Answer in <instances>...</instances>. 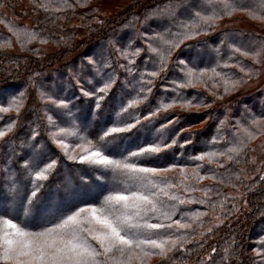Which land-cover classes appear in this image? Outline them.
Wrapping results in <instances>:
<instances>
[{
    "label": "trees",
    "instance_id": "obj_1",
    "mask_svg": "<svg viewBox=\"0 0 264 264\" xmlns=\"http://www.w3.org/2000/svg\"><path fill=\"white\" fill-rule=\"evenodd\" d=\"M90 1L0 0V44L5 45L0 47V106H7L10 99L24 93L19 113L0 112V130L12 125V130L0 139V214L22 221L31 231H40L50 227L61 214L59 209L50 210L56 196L48 191L53 183L66 178L80 185L81 173L87 174L88 180H95L96 174L107 180L108 186L96 198H81L74 202L78 206L99 204L118 187L111 172L100 173L99 169L68 159L52 142L48 115L67 110L66 118L61 120L67 122L85 108V118L78 128L80 135L92 141L99 140L114 125L138 120L131 132L115 140L131 139V145L124 150L111 151L115 158L151 144L159 145V153L141 157L138 162L145 167H172V171L159 173L156 179L167 177L169 183L177 185L172 189L174 193L185 201H194L176 204L172 217V221L190 223L189 229L177 230L174 226L159 230L161 234L182 235L181 243L166 256L152 255L156 259L145 264H264V160L257 171L251 161L252 142L264 136V84L252 93L233 98L255 75L264 53L255 63L251 56L232 50L264 47V36L237 28L221 29V21L228 15L211 26H202L191 38L177 36L196 11H219L222 0H186L179 15L166 12L183 0H133L127 9L100 20L89 6ZM235 3L238 11L264 14V0ZM159 9L160 15L166 13L159 15L164 17L161 25L155 21L158 17H152ZM254 22L261 24L264 19ZM125 24L133 28L122 32ZM29 33H37L38 37L31 39ZM165 40L176 41L178 46L170 47ZM149 43L160 49V54L152 53ZM45 45L55 48L46 49ZM137 49L139 54L133 55ZM122 53H128L133 63L129 64ZM180 57H185L189 67L216 68L221 75L209 79V72L202 81L177 88V84L186 83L184 65L177 60ZM153 71L156 76L146 75ZM109 79L114 83L97 109V96L104 94L84 96L82 90L96 93ZM225 79L236 81V87L225 91ZM224 95L226 102L219 104ZM116 96L118 103L112 109V118L101 124L102 114L111 108L110 102ZM48 97L65 100L68 109L57 107ZM136 97L141 102L123 111ZM163 105L172 106L165 109ZM253 119L260 121L259 130L251 124ZM245 128L251 129L252 138L245 135ZM144 133L149 136L142 139ZM73 143L75 146L79 141L74 139ZM234 146L241 150L231 153V160L226 155L212 163L207 157L203 161L192 159L205 152L225 153ZM30 155L40 158L42 166L52 159L57 164L48 179L39 182L43 185L39 198L26 209L32 190L28 194L22 190L12 193L11 185L13 180L20 185L22 159ZM197 165H201L200 175L206 177L199 183L195 180ZM181 168L186 170L187 181H183ZM243 169L253 175L245 177ZM182 182L195 190L185 192ZM41 197L42 221L34 223L32 218ZM98 260L99 264H111L103 254Z\"/></svg>",
    "mask_w": 264,
    "mask_h": 264
},
{
    "label": "snow or ice",
    "instance_id": "obj_2",
    "mask_svg": "<svg viewBox=\"0 0 264 264\" xmlns=\"http://www.w3.org/2000/svg\"><path fill=\"white\" fill-rule=\"evenodd\" d=\"M222 9L219 11L213 9L211 13L196 11L193 19L183 25V33L177 36L191 38L198 34V29L202 26H211L212 22L222 18L223 15H231L233 11L238 10L235 0H222ZM239 10H243L240 8ZM254 19H264V14L257 16L251 13ZM31 39L38 37L37 33H29ZM163 39V37H160ZM41 43L46 41L41 40ZM170 47H177L176 41H164ZM5 45L0 44V47ZM230 47H232L230 45ZM149 50L154 54H160V49L148 44ZM233 52L242 56H251L255 63L259 62V57L264 53V47H258L254 50H242L239 47H232ZM137 49L133 55L139 54ZM129 64L133 63L129 59L128 53H122ZM163 60V57H162ZM91 62V61H90ZM184 74L186 83L177 84V88L186 87L197 81H202L208 76L214 79L221 73L216 68H197L189 67L184 61ZM227 66V65H225ZM244 69L241 68V71ZM131 71V70H129ZM145 74H142V79ZM147 76H156L157 72H148ZM151 83V81H147ZM114 81L107 80L104 85L96 90V93H89L82 90L84 96H97L96 108H100V101L108 94ZM225 91L229 87H236L237 82L230 79L224 80ZM150 91V89H149ZM23 95L9 100L7 106H0V112L16 111L19 113L23 104ZM53 104L62 109H68V102L61 99L59 101L48 97ZM139 97L129 101L126 108L140 103ZM175 103V101L173 102ZM172 105H163L165 109ZM189 106V105H185ZM70 111V110H69ZM51 119V118H49ZM14 123V122H13ZM136 123H139L137 120ZM136 123H126L124 126L114 125L103 132L99 140L92 141L86 136L80 135L78 126L70 124L68 127H58L51 134L52 142L61 149L63 154L70 160L78 161L81 164H87L94 169H103L111 172L118 187L104 196L99 204H87L78 206L75 203L59 207L60 215L56 222L50 227H44L40 231H31L26 224L0 214V264H99L98 257L102 254L110 260L111 264H145V259L152 255L166 256L168 252L173 251L184 237L161 234L162 229H189L190 223H182L180 220L172 221L175 215L176 204L192 203L194 201L180 198L172 191L177 185L168 182L167 177L156 179L159 173H168L172 167H145L138 160L141 157H147L150 154L159 153L161 147L151 144L147 147L140 148L139 151L132 152L128 156L115 158V155L107 145L117 139L122 138V134L131 132L136 127ZM251 124L259 130L260 121L253 119ZM12 130V125L0 130V139L5 137ZM245 135L253 137L250 128L243 129ZM71 137L79 141L75 146L66 142ZM175 143V141H174ZM242 143V142H241ZM78 149L75 155H69L70 152ZM241 149L239 146L229 148L225 153L205 152L192 157L193 160L203 161L206 157L209 163L218 160L221 155H226L229 160L233 159L231 153H238ZM41 161L32 159L25 161L22 167L28 171L32 180V191L28 196L26 209L39 198L42 184L39 182L46 181L51 171L56 167L57 161L52 159L44 163L41 167ZM222 166V165H221ZM174 167V166H173ZM201 165L196 166L195 180L197 183L205 179L199 173ZM183 181L189 177L186 170H180ZM214 178V177H209ZM122 185L123 187H119ZM185 192L194 191L188 184L181 183ZM167 201L176 202L175 204L166 203ZM153 219L164 222H151ZM193 219H198L195 217ZM95 242V245L92 242ZM99 245V248L96 247ZM215 251V249H213ZM259 254V252L257 253Z\"/></svg>",
    "mask_w": 264,
    "mask_h": 264
},
{
    "label": "rangeland",
    "instance_id": "obj_3",
    "mask_svg": "<svg viewBox=\"0 0 264 264\" xmlns=\"http://www.w3.org/2000/svg\"><path fill=\"white\" fill-rule=\"evenodd\" d=\"M184 1H186V0L172 4L166 13H168V15H171V14L174 15L176 13L178 15L181 14L179 9L183 8L187 3ZM132 2H133V0H91L89 3V6L93 8V11L95 13V17L98 20H100V19H104L106 17H112L115 14L123 11V9H127L132 4ZM203 2H205V0ZM165 8H167V7H165ZM166 13H164V14H166ZM160 14H161V10L152 16L154 18L158 17L155 20L156 23H159L158 25L162 24L160 22V19L164 18V17L160 18V16L164 15V14H162V15H160ZM254 21H255V19L252 18V16L250 14L236 10V11H233L231 15H228L227 18H225L224 20L221 21L220 28L221 29H223V28H237V29L245 31V32L250 31V32H254V33H257V34L264 36V22L260 24V23L254 22ZM130 28H133V27H130V24H125L123 26L122 32L129 30ZM41 46H42V44H41ZM44 47L46 49L47 48L48 49L55 48V46L53 47L51 45H47V46L45 45ZM177 60L179 62L185 61V57H180ZM202 61L206 62L207 58L202 59ZM254 74L255 75L252 78H250L249 80H247L243 84L240 92H238L237 95L234 96L233 98L252 93L253 91L260 88L264 84V58H263L261 64L259 65L258 70H255ZM220 98H221V100L219 99L218 103L223 104V102H220V101H225L226 95L221 96ZM110 103H111V106H110L111 108H109V110L104 112L101 116V119H100L101 124L106 122V120H109L112 118V109L115 106H117V103H118L117 96L114 99H112ZM85 112H86L85 108L79 109L77 118L73 117L71 119H68L69 121H67V122L61 121V120H64L63 118H66L67 110L58 111L56 113L57 116L55 114L54 115L49 114L48 117L51 118V119L48 118V121L50 123V125H49L50 133L52 134L53 132H55L58 127H68L70 124H74L76 126H78L79 124H82L81 121H83L85 118ZM60 121L62 123H60ZM148 136H149V134L144 133L141 135V138L143 139V138H146ZM74 139L75 138L69 137L66 140V142L73 145ZM112 145H113V147L110 148V146H112ZM130 145H131V139L128 138V139L123 140L122 142H119V141L111 142L107 145V147L110 148V150L112 152L118 153ZM30 156L24 157L22 159V165L25 163V161H30L34 158L37 160H40V158H38V157L36 158L35 156L34 157H32V155H30ZM262 160H264V136L258 137L252 142L251 161L255 165L256 171L260 168ZM41 167H42V163H41ZM98 171L100 173L105 172V170H103V169H99ZM82 172H84V171H82ZM79 175H80V173H79ZM243 175L248 178V177L252 176L253 173L243 169ZM81 176L82 177H80V180H81L80 185H77L72 180H68L66 178L59 180L57 182V184L53 183L52 185H50L49 190H48L49 194L56 195L54 198H52L53 202H52V206H50L51 211H55V210L59 209V207L66 206L70 202L74 203L81 198H82V200L94 199L98 196V194L100 193V191L102 189H104L108 186L107 180L105 181L103 178H101V175H99V174L95 175V180H88L87 174H85V173H81ZM77 177H78V174H77ZM115 181L116 180L113 179V183ZM6 182H7V180L5 181V184H6ZM19 182H20V185L17 184L18 183L17 181L13 180L12 185H11V187L13 188L12 193H16L20 190H22L23 192H26L27 194L30 193V191L32 190V180L28 174V171L25 170L24 168H23V177L19 180ZM52 197H53V195H52ZM32 220L34 223L42 221V197L40 199L38 212H37L36 216L34 218H32ZM155 259L156 258L154 256L147 257L145 259V263L146 262L148 263L150 261L152 262Z\"/></svg>",
    "mask_w": 264,
    "mask_h": 264
}]
</instances>
